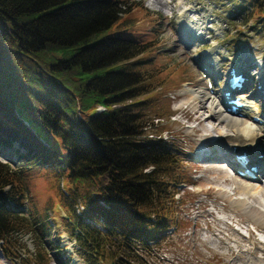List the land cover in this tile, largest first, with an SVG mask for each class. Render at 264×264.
Here are the masks:
<instances>
[{"label":"trees","instance_id":"1","mask_svg":"<svg viewBox=\"0 0 264 264\" xmlns=\"http://www.w3.org/2000/svg\"><path fill=\"white\" fill-rule=\"evenodd\" d=\"M241 2L239 10L264 18V0ZM138 6L0 0V157L23 149L20 170L0 158V245L8 252L29 225L16 207L23 171L36 163L60 166L69 182L64 227L89 264H107L108 255L131 264L129 250L150 251L170 227L173 189L186 173L171 142L143 136L145 111L167 109L152 99L161 79L139 58L151 40L124 26Z\"/></svg>","mask_w":264,"mask_h":264},{"label":"rangeland","instance_id":"2","mask_svg":"<svg viewBox=\"0 0 264 264\" xmlns=\"http://www.w3.org/2000/svg\"><path fill=\"white\" fill-rule=\"evenodd\" d=\"M127 1L140 6L132 10L129 25L124 26L143 43L151 40L139 58L152 69L151 79H161L160 87L151 94L167 109L156 113L150 107L145 111L143 136H161L171 142L176 153L181 154V169L186 173L173 189L174 211L164 238L150 251L129 250L131 264H248L256 256L264 264V196L256 193L254 202L250 194L239 193L238 182L249 181L234 177L233 168L224 169V162L216 161L221 155L208 161L193 158L205 145L216 148L213 155L224 151L226 147L217 144H224L222 137H226V143L237 142L235 132L210 115L207 101L185 99L195 90L208 88L217 92L220 100L224 74L230 64L247 61L249 68L243 75L250 79L242 89L247 99L243 98L244 106L239 109L252 116L258 114L260 121L251 119L256 126L242 123L238 127L241 131L260 127V131L256 130L255 145L264 147V108L259 97L253 95L259 84L264 85V18L256 15L263 12L251 16L247 10H239L241 0H183L180 6V0ZM182 28H190L191 35L183 33ZM210 52L217 63L207 56ZM203 61L216 67L208 65L212 72L207 67L203 69ZM97 109L102 110L101 106ZM242 138L245 139L241 144L248 140ZM22 151L8 147L0 158L20 170ZM30 166L23 171V204L16 207L29 217V225L15 232L10 252L5 249L8 244L0 245V264H33L34 260L42 261L34 264H89L64 227L63 216L68 211L61 192L68 189L69 182L61 176V167H43L38 163ZM261 170L260 177L264 175V166ZM250 183L253 189L261 186L258 182ZM239 198L252 202L248 207L232 203ZM40 221L46 224L41 226ZM106 263L115 264V258L108 255Z\"/></svg>","mask_w":264,"mask_h":264},{"label":"bare ground","instance_id":"3","mask_svg":"<svg viewBox=\"0 0 264 264\" xmlns=\"http://www.w3.org/2000/svg\"><path fill=\"white\" fill-rule=\"evenodd\" d=\"M181 3H183V0H180L179 6ZM183 25L185 26V24H183ZM181 30H183V33L187 34L188 36L191 35L192 30H190V28H182ZM187 38H189V37H187ZM207 56L210 57V60H213L214 63H217V60L214 59L211 52H210V54L207 53ZM214 63L203 61V63H201L200 65H202L201 68L204 69L205 67H207L206 69H209V71L212 72V69L210 67H208V65L214 68V66L216 67V64H214ZM247 66H248L247 61L242 62V63L241 62H238V63L235 62V63L230 64V68L228 69V71L226 73L225 79H228V77L231 75L229 73V71L231 70V67L232 68L236 67L240 73H244L245 70L247 69ZM259 71L260 70H256V72H259ZM248 81H249V77H245L244 82H248ZM260 83H261V81H260ZM259 86H260V88H256L253 92V95H257L259 97V104H260V106L263 105V107H264V100L260 98V96L262 94H264V85L259 84ZM242 89H240L239 91H237L236 89L231 90V92H233L231 98H234L239 93L240 95H238V96H239L240 100L242 102H244L245 100L243 98L247 99V97H246V94L242 93ZM226 90H227V88H225L224 86L220 90V93H221L219 95L220 100L217 97V92H215L214 90H210L208 88L204 89L203 91L195 90L193 95L187 96L185 98V99H189L191 97L193 100H197V102H200V103L207 101L209 104L208 108L210 111V115H213V117L215 116L216 118H218V121L220 120L221 122H225L227 124V126L230 127L232 131L235 132L234 139L235 140L237 139V142L236 141H234V142L229 141L228 143H226L224 140L226 137L225 138L222 137L220 140L223 141L224 144L220 143L221 145H219V144H217V145L226 147V149H224V151H222V152L219 151V152H217V154L213 155L212 153L216 152L215 151L216 148L205 145L203 147H200L197 150L198 154L193 156V158L196 161H203V159L205 161H208L210 159H214L215 157L221 155V158H217L216 161H223L224 165L222 167H224V169L227 168L228 165H230V167L233 168V171H234V168H236V167H238L241 171H244L245 168L241 167V165L236 161V155H245L247 157V160H248L247 164H246L247 165L246 168H250L251 166H253V167H255L256 171H253V176H251V177H249V176L242 177L236 173H233L234 177L244 179L245 181H249V182H238V185L236 187L238 188L239 193L246 195V196H248L250 194L251 199L254 202H257V199H255L257 196L256 193L261 192L260 194H262L264 196V175L260 177V173L262 172L261 168L264 166V147L263 146L258 147L255 145L256 137L258 135V131H260V127H258L257 129L256 128L252 129V131H250V129L245 130V128H241L242 131L240 130V127H238V126L242 123L248 124L249 127H251V125L256 126V123L251 120L252 115L247 114V112L242 111L241 109H236V111H231L229 109L231 106V103L228 105L227 104L228 102H226L227 97L224 93V91H226ZM214 96H216L217 100L214 98ZM248 98H250V97H248ZM199 108H201V105ZM101 109H104V107L101 106ZM210 115H208V116H210ZM255 115L258 116V114H255ZM203 119L204 118H200L199 120L203 121ZM256 130H258V131H256ZM240 132H242V135L240 134ZM225 136H226V134H225ZM242 136L248 138V140H246L245 142H242V144H241L242 139H245V138H242ZM218 150L219 149H217V151ZM207 156H211V157H207ZM214 165H215V163H214ZM213 167H216V165ZM222 175H224V174H221L220 176H222ZM214 177H215V175H214ZM219 178L221 179V177H219ZM237 178L235 180H237ZM241 181H243V180H241ZM250 182H258V184H261V186H259V185L257 187L254 186L256 188L253 189L252 183H250ZM232 184H234V183H232ZM238 190H237V192H238ZM220 191H221V189H220ZM233 191H234V189H233ZM242 198H239L238 200H232V203L248 207L249 202H252V201H245V199L242 200ZM262 199L264 201L263 197H262ZM247 200H248V197H247ZM245 229L248 231V233H250V229L248 227H246ZM236 231H238V229H236ZM260 242H262V241H260ZM248 264H261V262H260L259 258L256 256L255 259L253 258V260H248Z\"/></svg>","mask_w":264,"mask_h":264},{"label":"water","instance_id":"4","mask_svg":"<svg viewBox=\"0 0 264 264\" xmlns=\"http://www.w3.org/2000/svg\"><path fill=\"white\" fill-rule=\"evenodd\" d=\"M112 264V263H111Z\"/></svg>","mask_w":264,"mask_h":264}]
</instances>
